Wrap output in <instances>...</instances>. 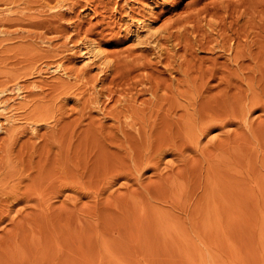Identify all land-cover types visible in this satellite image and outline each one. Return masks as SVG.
<instances>
[{
    "label": "rangeland",
    "instance_id": "obj_1",
    "mask_svg": "<svg viewBox=\"0 0 264 264\" xmlns=\"http://www.w3.org/2000/svg\"><path fill=\"white\" fill-rule=\"evenodd\" d=\"M207 1L0 0V264H264V0Z\"/></svg>",
    "mask_w": 264,
    "mask_h": 264
},
{
    "label": "bare ground",
    "instance_id": "obj_2",
    "mask_svg": "<svg viewBox=\"0 0 264 264\" xmlns=\"http://www.w3.org/2000/svg\"><path fill=\"white\" fill-rule=\"evenodd\" d=\"M231 8V6H235L233 0H229L227 3L223 4V1L220 0H209L207 2L204 3V5L200 8H198L195 12L192 13H187V14H178L177 17L169 23V26H174V25H183V29L187 31V28L184 27V23L189 22L194 28L197 26V24L202 21L203 19L206 20L207 24L209 26H211L210 20L206 19V15L207 14H214L217 13L218 9L220 7H224L227 8L229 7ZM234 28H229V31H232ZM233 34V33H232ZM176 35H174L171 31H168V37H174ZM96 52L99 53V50L96 49ZM96 55V54H95ZM14 93L16 92L17 95L22 94V87L20 86L19 82H15L12 85H5L4 87H0V95L3 93ZM1 125H0V129H1Z\"/></svg>",
    "mask_w": 264,
    "mask_h": 264
}]
</instances>
